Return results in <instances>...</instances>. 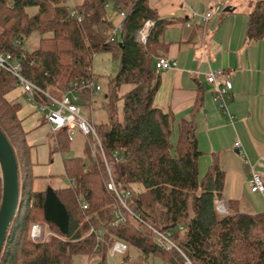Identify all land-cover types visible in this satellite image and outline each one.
Listing matches in <instances>:
<instances>
[{"label":"trees","instance_id":"1","mask_svg":"<svg viewBox=\"0 0 264 264\" xmlns=\"http://www.w3.org/2000/svg\"><path fill=\"white\" fill-rule=\"evenodd\" d=\"M110 1L115 2L118 13H123L113 40L108 37L113 27L106 9ZM249 6L245 39L254 41L264 37V0L249 1ZM30 7L35 8L33 13L28 12ZM146 21L153 24L145 43H141L135 34ZM169 25L171 20L161 17L149 0H82L72 8L64 0H0V50L11 53L19 61L22 75L52 95L58 96L74 79L97 81L91 69L94 53L110 52L117 59L118 69L107 79L104 95L106 120L96 124L90 116L86 118L100 139L118 191L131 189L126 202L135 215L125 214L124 220L115 221L114 212L120 205L107 188L105 164L99 151L91 158L86 146V157L62 159L66 185L52 188L66 208L67 233L62 234L53 222L45 220L46 190H34L32 185L34 162L30 155L34 145L25 139L19 103L6 97L18 84L0 68V129L14 150L20 188L19 205L0 252V264H72L78 254L97 257L96 264H107L115 241L127 245L121 255L123 261L129 257V247H134L144 259L183 264L179 251L156 244L148 226L169 232L193 264H264V211L241 212L236 201L229 200L226 211L219 213L224 171L213 158L204 173H199L201 151L194 120L177 123L172 143L171 114L153 104L159 86V70L153 59L167 48L163 34ZM33 31L49 35L41 36L38 46L27 51L22 44ZM123 84L131 88L122 95L119 118L116 102ZM81 96V106L90 105L95 97L90 91L81 92ZM35 99L36 103H47L42 95ZM201 101L199 95L194 109ZM69 149L66 132H57L53 151ZM32 223L42 224L48 232L44 240L30 239Z\"/></svg>","mask_w":264,"mask_h":264},{"label":"crops","instance_id":"2","mask_svg":"<svg viewBox=\"0 0 264 264\" xmlns=\"http://www.w3.org/2000/svg\"><path fill=\"white\" fill-rule=\"evenodd\" d=\"M249 1L243 2L244 7L237 6L235 0L228 1L230 10L211 12L206 21L200 14L209 10V1L149 0V4L161 17L171 20L163 34L168 45L162 56L176 62L170 69L159 70L153 104L171 114L175 136L179 121L194 120L201 151L199 173H204L213 158L217 160L224 171L220 201L225 209L228 201L233 200L239 211L256 213L264 211V194L250 191L249 178L251 170L264 178V37L245 39ZM108 14L112 26L120 24L122 17L115 8ZM216 69L231 72L232 88L225 100L227 113L206 81L207 73ZM199 95L201 104L194 109ZM41 123L47 136L54 139L50 124L45 119ZM30 133H26L25 139L34 145ZM80 136L84 149L80 133L70 145L78 142ZM235 140L244 153L233 146Z\"/></svg>","mask_w":264,"mask_h":264},{"label":"built area","instance_id":"3","mask_svg":"<svg viewBox=\"0 0 264 264\" xmlns=\"http://www.w3.org/2000/svg\"><path fill=\"white\" fill-rule=\"evenodd\" d=\"M218 8L219 7H217V9ZM70 14L75 16V10L71 9ZM193 14L196 15L197 13ZM119 15L123 17V13H119ZM210 15L211 11L208 10L207 12L200 14V17L203 21H206ZM76 18L78 21H80V17L76 16ZM152 24V21H146L144 25L137 30L135 34L136 40L141 43H145ZM119 25H115L111 28L110 32L108 33L109 40H113V34L119 29ZM187 25H189V23H187ZM21 55L23 56V54ZM175 65V61H172L165 56H157L154 58V67L158 70L170 69ZM0 68L9 72L15 78L16 83L26 94L27 100L36 103L35 98L37 95L46 97L47 103H40V105L47 107L45 118L50 124L54 133L64 130L69 142L73 141L77 133H80L83 137H90V156L91 158H95L97 151L100 152L109 175L107 188L114 192L115 197L120 205L119 208L114 212L115 221L118 222L119 220H124L125 214L135 217L126 202L127 197L131 195V189L125 190L123 192L118 191L111 178L109 163L107 162L103 153L101 142L98 135L96 134L95 128L93 124L81 114L82 106L79 104L82 100L81 92L90 91L92 96H98L101 92V86L98 84V81L93 79H74L67 84L66 88L61 91L58 96H55L48 91L39 88L34 83L25 78L22 75L19 61L15 59L11 53L0 50ZM206 81L212 86L214 98L219 102L223 112L227 113L225 109V100L229 97L232 88L231 72H227L224 69L210 70L206 75ZM233 146L238 149L240 153H244L238 140L234 141ZM249 189L251 192H259L264 194V178L253 170L250 172ZM82 207L86 208V204L82 203ZM217 211L221 214L226 211L225 206L221 201L217 204ZM148 227L154 234L157 245L165 249H176L182 254L184 258L183 264H193L176 246V244L171 239L169 232L165 233L152 226ZM47 235L48 232L45 231L42 224L33 223L31 225L29 230V237L31 240H44ZM126 250L127 245L125 243L115 241L111 247L110 254L123 255Z\"/></svg>","mask_w":264,"mask_h":264},{"label":"rangeland","instance_id":"4","mask_svg":"<svg viewBox=\"0 0 264 264\" xmlns=\"http://www.w3.org/2000/svg\"><path fill=\"white\" fill-rule=\"evenodd\" d=\"M65 4L72 8L75 5H79L82 0H64ZM209 1L210 8L207 7L213 14L221 13L222 10L228 7L227 3L231 0H202ZM237 6H243L245 0H235ZM249 1V0H246ZM114 1H110L107 4V11L114 9ZM217 7H219L217 9ZM35 11L34 7L28 8L29 13ZM212 14V15H213ZM43 35H49V33L40 34L36 31L30 33V35L24 40L22 47L27 51H31L38 46V40ZM91 69L94 75L97 77L98 84L101 86V92L98 96L92 98L90 105L86 104L82 106L81 114L83 116H90L94 123H100L106 120L107 114L105 110V92L107 91V79L112 77L118 69V61L110 52H97L94 53L91 58ZM131 88V85L123 84L119 89V99L116 102V108L118 110V116H122V95ZM50 90L55 92V87H50ZM58 93V92H57ZM8 99H14L20 105L18 110V116L21 120L22 128L25 132L30 133V137L34 140V148L31 149V160L34 162L31 173L34 176L33 189L34 190H46L47 187L58 188L66 185V179L64 177L62 159L69 156H84L86 157V146L89 147L90 137H83V148L81 147L82 138L78 139V142L71 143L70 149L63 152L53 151V137L47 136L45 127L41 122L47 113V107L38 103L27 100L26 94L22 91L21 87L17 85L14 89L9 91L6 95ZM82 101H80L81 103ZM83 103V102H82ZM81 103V104H82ZM35 131V132H34ZM56 135V133H54ZM53 135V136H54ZM176 131L172 133L171 141L175 143ZM85 142V143H84ZM82 149V150H81ZM87 159V158H86ZM33 224V223H32ZM31 224V225H32ZM30 225V227H31ZM30 230V229H29ZM128 259L123 261L122 256L119 254L107 255V264H161L158 259L148 257L144 259L140 256L138 250L134 247H129ZM97 257L88 258L85 255H75L72 259V264H96Z\"/></svg>","mask_w":264,"mask_h":264},{"label":"water","instance_id":"5","mask_svg":"<svg viewBox=\"0 0 264 264\" xmlns=\"http://www.w3.org/2000/svg\"><path fill=\"white\" fill-rule=\"evenodd\" d=\"M230 10L229 7L224 11ZM237 151H239L237 149ZM0 177H1V200H0V252L16 214L19 197L18 164L14 150L5 134L0 129ZM43 212L46 221L53 222L62 234L68 230V214L65 206L58 199L51 187L46 188Z\"/></svg>","mask_w":264,"mask_h":264}]
</instances>
